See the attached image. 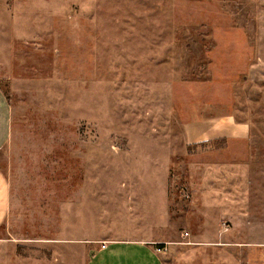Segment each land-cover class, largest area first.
I'll list each match as a JSON object with an SVG mask.
<instances>
[{
	"label": "rangeland",
	"instance_id": "1",
	"mask_svg": "<svg viewBox=\"0 0 264 264\" xmlns=\"http://www.w3.org/2000/svg\"><path fill=\"white\" fill-rule=\"evenodd\" d=\"M0 87V264H89L161 210L184 264H264V0H0Z\"/></svg>",
	"mask_w": 264,
	"mask_h": 264
},
{
	"label": "crops",
	"instance_id": "2",
	"mask_svg": "<svg viewBox=\"0 0 264 264\" xmlns=\"http://www.w3.org/2000/svg\"><path fill=\"white\" fill-rule=\"evenodd\" d=\"M12 136V106L0 87V151L8 146ZM12 191L9 179L0 169V228L11 211ZM167 209V204H164ZM149 227L141 231L143 236L113 238L101 241L89 264H184L185 254L191 246L198 248L202 242L182 239L176 231L166 237L169 226L168 211L162 210L149 216ZM163 231V234H162ZM161 246L163 251L158 252Z\"/></svg>",
	"mask_w": 264,
	"mask_h": 264
},
{
	"label": "built area",
	"instance_id": "3",
	"mask_svg": "<svg viewBox=\"0 0 264 264\" xmlns=\"http://www.w3.org/2000/svg\"><path fill=\"white\" fill-rule=\"evenodd\" d=\"M157 251H158V252H161V251H163V248L159 245V246L157 247Z\"/></svg>",
	"mask_w": 264,
	"mask_h": 264
}]
</instances>
